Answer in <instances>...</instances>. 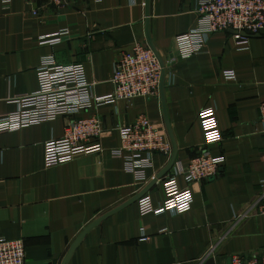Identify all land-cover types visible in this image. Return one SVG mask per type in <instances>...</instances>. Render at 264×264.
<instances>
[{
  "label": "crops",
  "instance_id": "obj_1",
  "mask_svg": "<svg viewBox=\"0 0 264 264\" xmlns=\"http://www.w3.org/2000/svg\"><path fill=\"white\" fill-rule=\"evenodd\" d=\"M146 1L70 0L58 8L48 0H12L7 11L0 0V115L17 110V97L37 91L44 57L82 64L97 96L113 92L118 54L135 44L171 65L158 97L83 114L102 121L103 152L46 167L45 143L64 136L65 118L0 135V238L23 240L26 264H62L96 222L67 264H231L234 255L264 256V215L258 213L264 202V32L246 34V44L234 31L218 32L203 54L183 58L176 38L197 26L196 0H149L148 17ZM227 72L237 81H227ZM209 107L223 133L210 147L213 156L225 157L218 175L191 187L188 212L142 216L139 199L149 195L160 205L167 177L179 174L180 187H187L180 172L200 154L199 114ZM165 110L176 162L158 180L171 158L157 153L139 180L110 150L121 146L119 129L142 115L170 140Z\"/></svg>",
  "mask_w": 264,
  "mask_h": 264
},
{
  "label": "built area",
  "instance_id": "obj_2",
  "mask_svg": "<svg viewBox=\"0 0 264 264\" xmlns=\"http://www.w3.org/2000/svg\"><path fill=\"white\" fill-rule=\"evenodd\" d=\"M2 1L4 9L10 10L12 0ZM48 1L61 8L70 0ZM195 12L198 16L197 26L176 38L179 54L183 58L203 54L207 39L218 32H237L241 44L247 43V36L241 33L254 36L264 32V0H196ZM68 33L65 30L54 39L59 41L62 35ZM169 69L171 65L164 63L163 66L150 48L135 44L130 52L120 51L118 54L112 79L113 92L97 96L82 64L62 65L53 56L44 57L38 71L37 91L17 97V110L0 115V135L65 118L64 136L45 143L46 167L70 163L85 154L103 152L105 149L98 142L104 133L102 121L97 116L84 117L83 114L120 101L158 97L163 72ZM225 78L227 81H237L232 72H227ZM260 110L264 126V102ZM199 118L204 135L200 154L187 169L180 172L187 187H180L179 174L167 177L163 181V200L160 205L156 206L149 195L139 199L138 208L142 216L188 212L194 204L191 187L218 175L225 157H216L210 152L211 146L223 140L217 113L214 108H205ZM119 132L121 146L110 152L116 158H123L127 170L139 180L144 178L145 170L151 167L155 154L160 153L168 158L172 156L171 141L146 115L121 127ZM258 213L264 215V202L258 203ZM0 264H26L25 242L0 238ZM231 264H264V256L234 255Z\"/></svg>",
  "mask_w": 264,
  "mask_h": 264
},
{
  "label": "water",
  "instance_id": "obj_3",
  "mask_svg": "<svg viewBox=\"0 0 264 264\" xmlns=\"http://www.w3.org/2000/svg\"><path fill=\"white\" fill-rule=\"evenodd\" d=\"M146 8H147V12H146V16H149V0L146 1ZM235 34H238L237 32H233ZM242 36H246L245 33H241ZM153 48V47H152ZM156 52V51H155ZM162 65L164 66V62L160 59ZM165 74L166 72H163V76H162V81H161V91L163 90L164 87V78H165ZM164 101V100H163ZM165 118H166V124H167V130H168V134L170 137V141L172 143V147H173V154L170 160V163L167 167V169L165 171H163L159 176H158V180L160 178H162L170 169H172V167L174 166L175 162H176V157H177V146H176V142L174 140L173 134H172V130L170 128V124L168 122V118H167V113L165 110ZM99 222L94 223L91 227H89L88 229H86L84 231V233L81 235V237L74 243V245L72 246V248L70 249V251L68 252L67 256L65 257L64 261L62 264H67L70 257L72 256V253L74 252V250L76 249V247L78 246V244L82 241V239L84 238V236L93 228L95 227ZM212 262V261H211Z\"/></svg>",
  "mask_w": 264,
  "mask_h": 264
}]
</instances>
